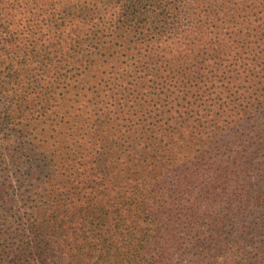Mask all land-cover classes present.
Listing matches in <instances>:
<instances>
[{
  "label": "trees",
  "instance_id": "trees-1",
  "mask_svg": "<svg viewBox=\"0 0 264 264\" xmlns=\"http://www.w3.org/2000/svg\"><path fill=\"white\" fill-rule=\"evenodd\" d=\"M113 3L119 5L120 16L109 34L96 31L93 38L82 40H89L87 54L98 55L121 31L144 42L148 56L146 36L171 42L172 48L151 55V63L142 60L147 54L137 56L138 78L144 83L140 100L157 98L137 128L133 120L108 127L115 118L101 110L96 114L104 117L107 127L92 126L99 132L91 167L95 179L86 191L81 176L67 174L77 167L73 161L71 166L62 164L63 174L52 166L56 168L51 177L61 181L59 198L47 195L28 206V216L35 213L48 219L32 221L27 247L16 249L18 255L11 252L2 264H176L174 258L190 254L224 256L222 264H260L264 260V0H99L90 11L101 16ZM74 9L80 14L87 10ZM74 13L67 6L53 19L54 25L62 27ZM77 42L81 41L74 45ZM7 70L11 76L25 72L11 66ZM158 79L165 81L163 86ZM172 81L179 94L177 116L168 109L170 94L174 95ZM107 87L102 83L98 98L124 97L111 94ZM115 105L122 103L105 104L106 113ZM47 127L49 119L36 128L27 125L21 133L8 131L2 143L18 135L31 137L36 129L42 137ZM26 169L45 191L41 176L49 166L37 164L29 155ZM63 176L65 180L60 179ZM186 196L191 198L187 203ZM203 204L206 208L201 211ZM52 236L55 240L50 242Z\"/></svg>",
  "mask_w": 264,
  "mask_h": 264
},
{
  "label": "rangeland",
  "instance_id": "rangeland-1",
  "mask_svg": "<svg viewBox=\"0 0 264 264\" xmlns=\"http://www.w3.org/2000/svg\"><path fill=\"white\" fill-rule=\"evenodd\" d=\"M98 1L0 0V197L4 198L0 204V264L11 256V252L18 255L16 249L27 247L31 236L27 227L32 221L40 223L48 219L35 213L28 216V206H35L36 198L43 201L47 195L50 199L59 198L61 181L58 176L51 177L56 167L63 174L66 168L62 169V164L70 165L73 161L77 167L67 174L81 176V186L86 191L95 179V170L91 167L99 148V132H95L92 126L96 128L103 123L107 127L104 117L96 114L101 110L106 117L115 118L108 127L128 124V120L137 124L148 118V111L154 104L152 99L157 98L149 96L140 100L139 93L144 89V83L138 78L141 76L138 74L141 63L137 56L147 54L142 60L148 62L151 55L164 53L171 42L146 36L145 40L151 47L148 56L144 42L134 38L130 32L121 31L120 36L106 43L98 55L90 57L87 54L89 40H82L93 38L96 31L101 36L109 34L112 23L120 16L119 5L115 3L102 10L101 16L96 10L90 11ZM67 6L72 7L73 13L76 6L87 10L82 14L75 12L62 27L55 26L53 19L60 17ZM100 17L101 24L96 25ZM76 40L81 42L74 45ZM89 61H93L91 69ZM8 66L13 71L23 68L25 72L11 76ZM104 82L111 94L121 96L124 93V97L113 100H105L104 96L98 98ZM164 82L163 79L157 80L160 86ZM176 89L172 81L174 95L170 94L168 103L172 116H177L180 110ZM160 95V98L166 96ZM114 102L122 103L123 107L115 105L113 112L106 113L105 104ZM45 119H49L50 127L42 137L38 136L39 130L36 129L31 137L18 135L13 141L2 143L8 131L21 133L25 126L36 128ZM138 125L140 123L134 128ZM104 145L110 146L107 142ZM29 155H34L37 164L49 166V172L41 176L45 191L38 187L40 181H35L26 169ZM65 177L60 179L65 180ZM190 199L186 196L185 202ZM205 208L203 204L199 210ZM49 240L54 241L55 237H49ZM181 246L185 248L184 242ZM190 255L176 257L173 262L210 264V261H217L222 264L225 258ZM260 264H264V260Z\"/></svg>",
  "mask_w": 264,
  "mask_h": 264
}]
</instances>
